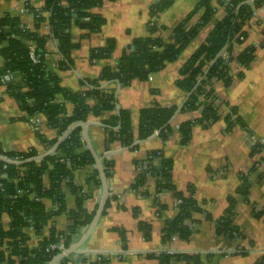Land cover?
Instances as JSON below:
<instances>
[{"label": "crops", "instance_id": "crops-1", "mask_svg": "<svg viewBox=\"0 0 264 264\" xmlns=\"http://www.w3.org/2000/svg\"><path fill=\"white\" fill-rule=\"evenodd\" d=\"M158 1H106L92 9L94 14L106 19L99 32H89L81 24L72 23L70 31L76 47L70 51L74 61L71 68H58L62 55L58 51L56 39L50 37L46 44L47 66L59 76L62 88L71 92L84 90L85 84L98 78L103 68L118 64L123 52L134 39L150 35L152 21L162 28L161 36L170 41L173 28L190 14L193 13L187 28L197 24L203 15L202 9L196 11L202 0H172L169 7L152 16L151 7ZM215 5L210 21L200 29L177 60L152 72L147 79H134L124 86L103 84L118 89V105L131 113L138 148L126 147L118 140L109 142L106 121L112 112L106 111L99 115L90 113L83 123V148L90 149L96 159L94 164L74 169L72 177L75 185L86 195L84 207L94 218L105 195V184L97 157L104 173L103 159L106 156L112 161L113 170L110 178L106 176L109 204H106L87 241L74 252L77 258L72 256L82 264H89L92 260L88 257L94 259L95 256L105 259L102 264H161L159 258L153 255L169 250L200 255L201 261L193 264H255L264 255V215H259V211L264 208V2L254 9L252 17L247 21V37L243 43H236L232 49L235 59L231 63V83L226 85L224 81L216 80L212 85L218 97L221 117L207 126L195 124L191 139L186 144L180 129L182 124L199 119L210 103L208 97L202 95L194 110H183L187 93L178 86L177 81L181 77L183 65L227 15V6ZM43 6V0H0V13L19 17L24 24L33 28L35 12ZM82 22L87 23L88 18ZM41 31L51 35L50 27L45 25ZM109 39L116 42L112 54L107 58L95 57L93 49L105 47ZM5 45L6 42L0 40V50ZM251 46L255 47V58L245 67L236 58ZM5 63L6 59L0 53V66ZM15 77L16 82H21L20 73L17 72ZM23 86L26 88V85ZM0 98V148L3 151L35 150L41 157L47 154L50 144L57 146L60 133L47 124L42 113L39 115L41 127L36 130L29 121V115L19 101L9 94L6 85L0 84ZM56 101L64 103L69 114L73 112L74 104L63 93L57 94ZM88 103L90 106L95 105L94 100ZM155 105L177 108L170 121L172 131L166 140L158 133L141 139L140 111ZM228 106L237 108L245 125L235 123L231 129L228 128L225 119L229 112ZM256 144L263 147L261 152L255 151ZM153 151L162 152V156L155 157L153 161L156 167L161 166L163 159L172 160L175 191L159 192L156 179L152 176L134 188L138 174L146 168L148 155ZM95 172L99 174L97 182L89 180ZM242 174L250 182L247 197L238 193ZM64 188L67 211L55 217L57 226L62 229L72 224L67 213L76 208L80 196L72 188ZM176 191L196 199L202 210L195 212L187 221L192 229L188 239L174 235L175 239L167 241L164 239V228L179 210ZM231 196L237 200L234 222L243 234V237L233 240L218 236L216 232V221L225 214ZM45 204L47 209H53V200H46ZM141 223L149 226L148 236L142 230ZM91 224L84 226L77 234L76 245L88 233ZM168 264L189 263L173 257Z\"/></svg>", "mask_w": 264, "mask_h": 264}, {"label": "trees", "instance_id": "trees-1", "mask_svg": "<svg viewBox=\"0 0 264 264\" xmlns=\"http://www.w3.org/2000/svg\"><path fill=\"white\" fill-rule=\"evenodd\" d=\"M43 1V8L35 12L36 22L33 28L24 24L19 17L10 14L0 15V40L6 42V45L0 50L6 59V63L0 66V77L7 70L21 74V82L12 80L6 83L9 94L19 101L27 115L42 113L46 117L47 124L60 133V140L56 147L50 144L49 150L52 149V151L43 157H40L35 150L6 152L0 148L1 155L21 161L18 164L0 158V220L4 213L13 217L10 229L0 227V244L5 237L17 238L21 236L23 242L26 240L27 236L22 233V226L26 224L22 216L23 213L30 216L36 227L40 229L50 217L67 211L65 186L72 188L74 193L80 195L76 208L69 212L73 222L69 227L67 242H73V235L78 233L79 227L92 223L94 216L89 214L84 207L86 195L75 185L72 177L74 169L94 164L96 159L90 149L83 148L85 144L82 136L83 123L87 121L90 113L99 115L106 111L112 112L111 117L106 121L109 142L118 140L126 147L138 148V144L135 142L131 113L118 105V89L116 87L108 88L103 84L116 83L124 86L130 84L134 79H147L152 72L159 71L167 63L177 60L200 29L210 21L216 8L213 0H202L196 7V11L203 10V15L198 23L187 28V23L193 13L190 14L173 28L170 41H166L161 36L162 28L156 22H152L150 35L134 39L132 44L125 49L116 66H106L98 78L85 84L84 90L71 92L62 88L59 76L48 68L45 56L46 44L50 37L55 38L58 51L62 55V59L57 65L58 68L60 70L71 68L74 61L70 56V51L76 47L70 31L72 23L81 24L89 32L101 31L106 19L101 15L94 14L92 9L103 5L106 1L114 0H66L68 4H63L62 0ZM225 1L217 0V3L223 4ZM172 2V0H160L153 4L151 7L152 16L164 11ZM263 2L264 0H229L226 5L227 15L215 26L206 42L181 68V77L177 84L187 93L183 110H194L202 95L210 100L199 119L194 122L188 121L180 127L185 144L190 141L192 128L195 124L207 126L221 117L222 113L217 105L218 97L214 94L212 85L216 80H222L226 85L231 83V63L235 59L232 56V49L236 43H243L242 37L244 39L247 37L245 25L252 17L254 9ZM86 18H88V22L83 23L82 21ZM47 24L50 26L51 35L41 31ZM30 45L34 46L35 54L40 62L34 63L31 59ZM115 47V40L109 39L105 47L93 49V54L95 57L107 58L115 50ZM223 52H226L227 55L223 56ZM254 58L255 47L251 46L242 51L236 59L240 64L248 67ZM23 85H26V88ZM59 93H63L66 99L74 104L71 114L67 112L64 103L56 101V96ZM90 100H94L95 105L90 106L88 103ZM228 107L229 112L225 115L228 128L231 129L235 123L245 125L238 115L237 108ZM176 111L175 106L155 105L143 108L140 111L139 119L140 138L146 139L154 133H158L162 139L166 140L172 131L170 121ZM262 150L261 145H255V151L261 152ZM157 156H162V152L153 151L148 155L146 168L138 174L134 188L142 185L148 176H152L156 179L159 192L163 190L175 191L172 180V160L163 159L161 166L156 167L153 161ZM66 159L69 160V163L66 162ZM4 165L7 167L4 168ZM103 166L106 176L110 178L113 163L108 159V156L104 157ZM4 173L7 174V177H3ZM240 177L242 183L238 193L247 197L250 191V182L244 174ZM90 179L97 182L99 180L98 172L93 173ZM18 190L23 193L19 194ZM175 196L179 210L176 217L164 228V239L167 241L171 240L174 235L188 239L192 229L187 221L192 218L195 212L202 210L196 199L185 197L177 191ZM50 199L59 203L58 209L52 211L47 209L45 200ZM236 201V197L231 196L228 209L216 221L218 236L231 240L243 237L234 222ZM259 215H264V208L259 211ZM141 228L148 236L149 226L141 223ZM56 234V230L51 231L49 237L44 238L40 247L35 250L21 246L16 247L14 253L22 256L21 264H48L54 254L48 251L47 247L51 242L58 240ZM123 242H125L124 237ZM72 256L77 258L74 253L70 255V257ZM199 256L167 252L153 255V257L159 258L161 264H168L173 257L189 264L199 263L201 261ZM6 259L8 264H14V260L11 257L6 258L4 252L1 251L0 262H4ZM85 260L86 258H84ZM104 260L103 257H99L98 260L90 261L89 264H102ZM69 261L72 259L66 257L61 260L60 264H68ZM255 264H264V255Z\"/></svg>", "mask_w": 264, "mask_h": 264}, {"label": "built area", "instance_id": "built-area-1", "mask_svg": "<svg viewBox=\"0 0 264 264\" xmlns=\"http://www.w3.org/2000/svg\"><path fill=\"white\" fill-rule=\"evenodd\" d=\"M213 2L215 4L217 3V0H213ZM63 4H68L66 0H62ZM229 3V0H226L223 5H227ZM1 15V13H0ZM154 22V21H152ZM151 22V23H152ZM46 27H50L48 24L45 25ZM241 39L244 40V37H242ZM31 48V59L33 60L34 63H38L40 62V60L37 58L36 54H35V49L33 45H30ZM223 56H226V52L222 53ZM46 56V53H45ZM16 76V72L11 71V70H7L1 77H0V84L1 85H6L7 82H10L12 80H15ZM40 113L34 114L29 116V121L31 122V124L33 125V128H35L36 130L40 129V124H41V119L39 117ZM73 128V127H72ZM56 147V146H55ZM52 151V149L48 150L47 154ZM0 158L4 159L5 161H12L15 163L20 164L21 161L17 160V159H10L7 158L4 155L0 154ZM66 162L69 163V160L66 159ZM7 166L4 165V168H6ZM3 177H7V174H3ZM19 180V179H17ZM19 194H22L23 191L18 190ZM46 201V200H45ZM181 202V201H179ZM53 205V209L52 210H56L59 208V203L58 202H54ZM49 211H52L50 209H48ZM24 221L26 222L25 225L22 226V233L25 234L26 240L23 242V240L21 239V236H18L17 238L14 237H5L1 244H0V252L3 251L6 258L11 257L14 260V264H21V260L23 259L21 255H17L14 253V250L16 247H21V246H26L28 247V249L30 250H35L37 248L40 247L41 245V241L44 238H48L49 235L51 234V231L56 230V236L58 237V240L55 242H51L48 247L47 250L52 252L53 258L52 260L48 263V264H60L61 260L63 258H71L72 261H69L68 264H82L80 261L76 260L73 257H70L71 254H68L69 250L71 248H73L76 245L75 242V237L77 236V234L80 232V230L83 228L82 226L78 228V233H76L75 235H73V242L72 243H68L67 242V235L69 233V227L66 229H62L60 227L57 226L56 222H55V217L56 216H52L50 217L47 222L44 224L43 227H41L40 229H38L36 227V224L34 222V220L30 217L25 215L24 213L22 214ZM67 216L70 220V222H73V218L72 216L69 214V212L67 213ZM13 220V217L8 214V213H4L1 220H0V227H2L3 229H10V225L11 222ZM176 236H173L171 239H175ZM161 253V252H159ZM167 253L169 254H175L176 252H173L171 250H169ZM81 257H83V254H81ZM88 257V256H87ZM90 260L92 261H96L99 259V257L95 256L94 259H92L91 257H88ZM26 259V258H24ZM89 263V262H88ZM0 264H8L7 259L4 262H0ZM84 264H87V262H85Z\"/></svg>", "mask_w": 264, "mask_h": 264}, {"label": "water", "instance_id": "water-1", "mask_svg": "<svg viewBox=\"0 0 264 264\" xmlns=\"http://www.w3.org/2000/svg\"><path fill=\"white\" fill-rule=\"evenodd\" d=\"M46 155V154H45ZM44 156V155H43ZM41 156V157H43ZM97 162L99 163L100 165V172L102 174V177H103V181H104V184H105V195H104V199H103V202L100 206V209H99V212L97 214V216L94 218L91 226H90V229L88 231V233L83 237V239L81 240V242L79 244H77L76 246H74L73 248H71L68 252V254H72L74 253L81 245H83L87 239L89 238V236L91 235V233L93 232L96 224H97V221L99 220L100 216L102 215L105 207H106V204H107V201H108V196H109V189H108V185H107V178H106V175L103 171V168L101 167V162H100V159L97 157Z\"/></svg>", "mask_w": 264, "mask_h": 264}]
</instances>
